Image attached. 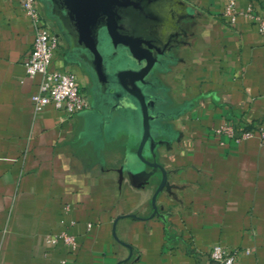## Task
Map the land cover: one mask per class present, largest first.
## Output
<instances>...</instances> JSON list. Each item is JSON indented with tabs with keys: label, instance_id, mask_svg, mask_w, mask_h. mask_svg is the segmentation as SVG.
I'll return each mask as SVG.
<instances>
[{
	"label": "crops",
	"instance_id": "crops-1",
	"mask_svg": "<svg viewBox=\"0 0 264 264\" xmlns=\"http://www.w3.org/2000/svg\"><path fill=\"white\" fill-rule=\"evenodd\" d=\"M226 1L172 4L194 36L157 93L168 112V101L187 107L166 121L153 160L168 174L156 213L163 175L140 169V117L110 123L94 110V81L66 59L63 39L50 69L76 74L90 107L36 113L41 76L28 78L24 65L31 21L18 0H0V264H211L217 245L237 250L236 264H264V37L248 17L231 26ZM249 7L264 15V0H237L238 11ZM226 122L235 138L216 135ZM65 230L76 251L47 244Z\"/></svg>",
	"mask_w": 264,
	"mask_h": 264
},
{
	"label": "water",
	"instance_id": "water-1",
	"mask_svg": "<svg viewBox=\"0 0 264 264\" xmlns=\"http://www.w3.org/2000/svg\"><path fill=\"white\" fill-rule=\"evenodd\" d=\"M41 2L48 18L56 22L57 36L67 43L66 59L82 64L94 81V110L106 116L101 102L109 97L113 114L128 120L140 117L142 137L137 149L140 169L146 172L147 167L158 168L163 175L152 199L158 213L157 198L168 174L154 161L170 127L166 117H159L168 113L163 98L156 93L150 95L145 83L147 79L158 82L155 70L163 64L161 58L169 47L162 50L161 36L171 22V8L176 0Z\"/></svg>",
	"mask_w": 264,
	"mask_h": 264
},
{
	"label": "built area",
	"instance_id": "built-area-1",
	"mask_svg": "<svg viewBox=\"0 0 264 264\" xmlns=\"http://www.w3.org/2000/svg\"><path fill=\"white\" fill-rule=\"evenodd\" d=\"M23 11L30 18L33 28L34 42L29 58L25 61L26 76L30 79L41 76L37 93L32 101L35 112L42 111L47 106L63 111L68 116H74L90 107L89 100L78 82L76 74L70 71L51 70L50 65L55 52L61 46V39L44 22V16L38 6L40 0H18ZM223 15L231 26L235 25L239 16L252 19L257 25L260 34L264 37V15L257 14L252 7L245 12L237 10V0H227ZM264 140V129L259 130ZM216 135L235 138L236 128L231 123H224L215 129ZM253 136V132L247 131L242 138ZM68 210V207L66 208ZM46 242L49 246L63 244L72 251L78 248L76 236L69 234L66 230L51 233ZM239 252L227 250L217 245L210 253L211 264H236ZM62 264H68L63 260Z\"/></svg>",
	"mask_w": 264,
	"mask_h": 264
},
{
	"label": "flooded vegetation",
	"instance_id": "flooded-vegetation-1",
	"mask_svg": "<svg viewBox=\"0 0 264 264\" xmlns=\"http://www.w3.org/2000/svg\"><path fill=\"white\" fill-rule=\"evenodd\" d=\"M188 17L189 16L181 14L175 9L170 15L171 22L165 30L164 35L161 36V40H163L162 50L165 51V47H169L165 52V57L161 58L162 55H159V57L163 60V64L155 70L156 80H158V82L147 79L145 83L150 95L155 93L157 94L158 91H163L165 89V75L172 73L174 69L179 66L182 61L184 49L190 45V40L194 35L191 28L188 29L185 23L189 19ZM77 67L80 70H84V67L81 64H78ZM89 79L91 85L90 89H92V79ZM89 94L91 95V90ZM165 105L170 111L166 115L161 114L159 117H166L168 121L171 122L179 119L180 115H182L183 111L187 107V105L183 106L173 101H168ZM101 106L105 110L106 120L112 123L116 114L112 113L111 107H113V104L111 99L109 97H105V99L101 102Z\"/></svg>",
	"mask_w": 264,
	"mask_h": 264
}]
</instances>
